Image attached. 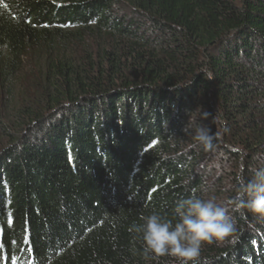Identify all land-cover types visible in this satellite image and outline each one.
Wrapping results in <instances>:
<instances>
[{
	"label": "trees",
	"instance_id": "trees-1",
	"mask_svg": "<svg viewBox=\"0 0 264 264\" xmlns=\"http://www.w3.org/2000/svg\"><path fill=\"white\" fill-rule=\"evenodd\" d=\"M260 169L264 0H0V264H178L129 229L193 194L238 230L199 264H264Z\"/></svg>",
	"mask_w": 264,
	"mask_h": 264
},
{
	"label": "clouds",
	"instance_id": "clouds-1",
	"mask_svg": "<svg viewBox=\"0 0 264 264\" xmlns=\"http://www.w3.org/2000/svg\"><path fill=\"white\" fill-rule=\"evenodd\" d=\"M213 138L208 127L197 128L195 139L206 149L213 147ZM232 203L264 220V169L257 170L250 181L241 180ZM174 217L175 221L153 212L141 218L143 223L131 226L129 230L143 242L146 258L171 255L178 264H199L205 244L231 243L236 239L238 230L230 208L215 198L203 199L193 194L180 199L175 204Z\"/></svg>",
	"mask_w": 264,
	"mask_h": 264
}]
</instances>
